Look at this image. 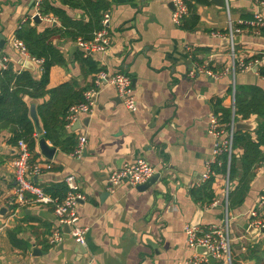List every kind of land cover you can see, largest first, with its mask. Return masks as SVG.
Wrapping results in <instances>:
<instances>
[{
  "label": "crops",
  "instance_id": "obj_1",
  "mask_svg": "<svg viewBox=\"0 0 264 264\" xmlns=\"http://www.w3.org/2000/svg\"><path fill=\"white\" fill-rule=\"evenodd\" d=\"M41 1L0 0V33L6 38L0 59L6 57V64L15 71L25 69L22 61L27 59L14 50L10 40L19 25L28 20L38 30L59 25L51 13L39 14V23L32 20ZM49 1L61 6L59 0ZM107 1L109 45L105 51L90 55L108 72L131 78L136 110L127 109L116 89L104 85L95 92L89 113L79 114L78 120L62 131L63 135L85 133L86 145L80 157L46 138L55 151L52 158L45 157L36 132L30 149L31 161L42 168L33 178L40 187L60 194V188L65 187L64 177L75 175L85 197L75 207L77 224L87 228L85 243H76L67 232L61 244L48 243L51 229L57 225L48 204L30 203L14 211L11 164L17 147L11 129L0 127V264H184L194 254L187 246L184 225L193 222L208 227L222 223L226 215L235 254L250 255L241 264H264V232L256 234L255 242L247 233L253 220H264V203L260 204V197L264 196V160L256 167L239 203L229 204L226 173L214 170L213 202L200 204L189 195L211 157L214 138L207 132L209 115L216 114L221 121L216 109L230 108L234 117L230 91L233 80L234 85L255 84L264 90V77L258 73L264 63L237 69L234 79L226 71L233 60L250 62L263 57L264 33L242 26L241 32L235 34L233 53L225 38L228 18L235 26L255 13L264 19V6H257L254 0H227V7L211 0L193 3L198 20L192 29H187L184 24L190 19L189 11L184 22L176 24L171 18L172 0ZM62 7L70 16L82 15L79 10ZM76 40L64 38L59 42L65 65L50 68L47 88L74 80L80 86L92 85L94 74L84 75L74 60L75 51L83 53ZM32 63L31 71L38 79L41 64ZM195 63L214 75L199 72L189 77L187 72ZM43 99L28 102L35 105L36 111ZM254 118L253 115L237 121L255 127ZM240 153L235 150L236 156ZM139 158L157 172H164L172 182L156 181L145 189L122 183L109 191L108 173L123 162ZM48 164L50 167L46 168ZM253 210L256 217L250 215ZM10 214L8 224L1 227ZM253 250L257 251L255 256Z\"/></svg>",
  "mask_w": 264,
  "mask_h": 264
},
{
  "label": "trees",
  "instance_id": "obj_2",
  "mask_svg": "<svg viewBox=\"0 0 264 264\" xmlns=\"http://www.w3.org/2000/svg\"><path fill=\"white\" fill-rule=\"evenodd\" d=\"M61 6L52 4L49 0H42L38 6L41 16L52 14L59 25H48L42 30L31 25L28 20L15 30L14 35L21 40L31 57L42 59L41 74L37 79L29 69L15 71L11 64H5L0 68V127H9L12 131V140L24 139L31 149L34 145L35 127L30 117V105L28 100H40L36 112L41 122L44 137L53 145L71 152L76 145V135L62 134L66 126V113L69 107L83 99V92L92 85L80 86L77 81L64 82L55 87L47 88L49 70L53 65H65L63 52L59 48V42L64 38L75 40L81 38L89 41L94 32L101 29V19L104 11L109 8L107 0H59ZM189 11L190 19L184 24L187 29H192L198 20L194 12L193 3H207V0H183ZM62 6L81 11L80 17L70 16ZM253 15L250 17L252 18ZM183 21V19L181 20ZM184 22V21H183ZM181 24V23H180ZM264 33V28H259ZM74 60L80 64L84 75L95 74L101 68L90 54L84 55L81 51L73 53ZM248 61V60H246ZM258 73L264 77V67H259ZM231 91V88H230ZM221 113V123L228 128L232 119L230 108L216 109L215 113ZM255 116L256 126L253 130H237L233 133L232 152L229 164L227 156H219L220 164L212 165V171L227 173L230 189L227 194L229 204L242 201L248 183L254 176L256 167L264 160V90L255 84L238 85L234 88V121L246 120ZM235 150H240L236 156ZM211 174L207 180L190 189V197L200 204H211L215 194L211 188L213 182ZM43 191L55 198H63L67 187L59 190L55 195L50 188ZM233 249L231 264H241L250 259L245 253L235 254ZM254 256L257 251L251 252ZM264 257V250L261 258ZM260 258V259H261Z\"/></svg>",
  "mask_w": 264,
  "mask_h": 264
},
{
  "label": "built area",
  "instance_id": "obj_3",
  "mask_svg": "<svg viewBox=\"0 0 264 264\" xmlns=\"http://www.w3.org/2000/svg\"><path fill=\"white\" fill-rule=\"evenodd\" d=\"M174 9L171 14L173 22L179 24L181 20L187 15V7L183 0H172ZM257 6H264V0H254ZM227 7V0H224ZM38 15L39 13L36 12ZM228 13V12H227ZM39 17H41L39 15ZM24 21V20H23ZM110 22L109 11H104L101 19V29L94 32V36L91 40L85 41L81 38H77L76 43L83 51L84 55H88L94 51H105L109 45V36L107 28ZM242 26L251 27L252 30L257 31L259 28H264V19L259 13H255L250 19H243L239 21L237 26L228 18V30L225 35L230 49L233 53L235 34L241 32ZM219 35V34H216ZM11 44L14 50L25 56L32 62L42 63V59L31 57L23 42L17 39L15 36L11 39ZM7 62L6 57L0 59V68L4 67ZM264 63L263 57H255L250 62H244L242 60H233L231 65L226 68V71L230 72L233 76L236 70H243L251 68L253 65L259 66ZM199 72H205L210 76L214 74L205 68V66L195 63L193 67L187 72L189 77H194ZM104 85L113 86L123 105L131 110H136V101L132 92L131 78L124 73H110L105 69H101L93 75L92 86L83 92L82 101L73 104L69 107L66 113V128H70L71 125L78 120L79 114H87L91 110L94 104V94L98 88ZM234 80L231 87V107L234 109ZM207 132L213 136L214 144L211 152L210 159L206 162V170L197 180V185L201 184L209 178L212 171V165L220 164L219 156L226 154L227 165L229 164L231 152H232V138L234 133V122L228 125L225 129L220 122L216 114H210L208 119ZM223 134L225 136L223 137ZM86 135L85 133H77L76 145L71 151V155L74 157H80L85 149ZM17 155L12 160V176L14 178V211L20 206H24L30 203H37L42 205H50L53 213L57 219V225L51 229L48 236V243L53 245L58 242H62L66 232L61 230V226H68L67 234L78 244H84V235L87 230L86 227H81L77 224L78 216L75 211V207L78 202L84 199V195L80 190V185L77 182L75 175L68 174L64 177V183L67 187V192L63 198H55L45 193L37 183L34 182L35 178L41 173L42 168L36 162L31 161V150L28 143L24 139H18L16 142ZM50 165H46L49 168ZM157 171L153 165L148 163L145 159L139 158L134 162H123L121 165L112 169L107 175V189L112 191L116 186L127 183L131 186H137L145 183L153 174ZM227 193L229 190V179L226 173L225 177ZM264 203V196L260 197V204ZM251 217H256L255 210L250 212ZM12 214L9 215L7 220L3 223V226L8 224V221ZM256 228L264 227V220H253L251 222ZM1 229V228H0ZM186 243L189 248L194 250V254L188 257L184 264H207L209 261L216 262V264H231L232 252H233V239L228 229V217L225 216L224 220L220 224H213L208 227H200L199 225H193L187 223L183 227ZM204 247L206 252L197 251V247Z\"/></svg>",
  "mask_w": 264,
  "mask_h": 264
},
{
  "label": "water",
  "instance_id": "obj_4",
  "mask_svg": "<svg viewBox=\"0 0 264 264\" xmlns=\"http://www.w3.org/2000/svg\"><path fill=\"white\" fill-rule=\"evenodd\" d=\"M211 2H213V3H215V4L219 5V6H223L224 5V0H211ZM32 20L39 23L40 22L39 15L37 13H35L32 16ZM5 42H6L5 36L0 33V51H1L2 47H3V45L5 44ZM22 63H23V67L25 69H30V70L34 69V65L29 59L23 60ZM30 117H31V119L33 121V124H34V127H35V132H36V134L38 136V146H39V149L41 150V153L44 154V156L47 157V158H52L53 153L55 151V147L52 146V145L47 144V142L45 140L42 127H41V125L39 123V119H38V116H37L36 111H35V105L34 104H31V106H30ZM253 128L254 127H253L252 123L241 122V121H235L234 122V131H237V130H252ZM73 129H75V127ZM34 179H36V178H34ZM156 181H159L162 184H165V183L172 182V179L169 178V177H166L164 175V172H162V173L156 172L145 183H143L142 185L138 186V188L139 189H145V188L151 186ZM192 224L193 225H197V223H193V222H192ZM63 229H64L63 231L68 232V226L64 225ZM258 232H264V227H261V228L258 229L256 227H254L253 225H250L247 228V233L252 238V242L256 241V234ZM61 243L62 242H59V244H61ZM197 251L202 252V253L206 252L205 248L201 247V246L197 247Z\"/></svg>",
  "mask_w": 264,
  "mask_h": 264
},
{
  "label": "rangeland",
  "instance_id": "obj_5",
  "mask_svg": "<svg viewBox=\"0 0 264 264\" xmlns=\"http://www.w3.org/2000/svg\"><path fill=\"white\" fill-rule=\"evenodd\" d=\"M227 25H228V21H227Z\"/></svg>",
  "mask_w": 264,
  "mask_h": 264
}]
</instances>
